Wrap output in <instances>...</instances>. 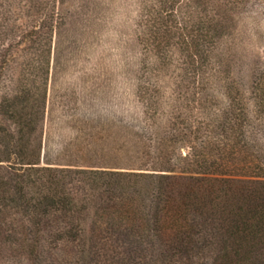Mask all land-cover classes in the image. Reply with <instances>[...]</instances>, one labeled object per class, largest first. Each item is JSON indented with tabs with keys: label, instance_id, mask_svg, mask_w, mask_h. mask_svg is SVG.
<instances>
[{
	"label": "rangeland",
	"instance_id": "1",
	"mask_svg": "<svg viewBox=\"0 0 264 264\" xmlns=\"http://www.w3.org/2000/svg\"><path fill=\"white\" fill-rule=\"evenodd\" d=\"M165 4L0 0V95H11L20 85H39L40 67L47 70L35 142L41 166L72 171L157 166L172 175L264 176V107L256 94L264 71V0ZM44 23L51 38L42 63L38 46L46 40H31L29 33ZM237 112L247 156L238 164L229 160L226 145L237 142ZM229 118L235 124L228 133ZM198 153L203 155L200 167ZM17 215L5 217L13 239L0 242V264H166L177 259L160 252L155 242L139 248L134 238L125 242L129 247L110 242L104 253L61 245L59 239L30 251L16 244L22 238ZM193 256L191 264L209 259Z\"/></svg>",
	"mask_w": 264,
	"mask_h": 264
},
{
	"label": "trees",
	"instance_id": "2",
	"mask_svg": "<svg viewBox=\"0 0 264 264\" xmlns=\"http://www.w3.org/2000/svg\"><path fill=\"white\" fill-rule=\"evenodd\" d=\"M162 2L169 8L177 4ZM40 25L42 30L34 27L29 38H45L37 54L43 63L51 36L49 25ZM41 70L39 85H20L15 93L0 95V242L13 239L5 217L14 212L22 231L16 244L30 251L59 239L61 245L104 253L110 242L125 247L134 238L139 248L155 242L164 255L177 258L166 264H191L196 254L209 258L207 264H264V176L172 175L157 166L147 171L41 166L35 142L46 97L45 65ZM256 82L264 107V71ZM233 124L229 118L224 132ZM241 127L237 112V148L225 143L229 160L237 164L247 158ZM198 154L200 167L203 155Z\"/></svg>",
	"mask_w": 264,
	"mask_h": 264
}]
</instances>
